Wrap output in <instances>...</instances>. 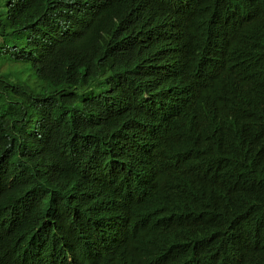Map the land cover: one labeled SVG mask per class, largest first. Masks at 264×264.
<instances>
[{"label":"trees","instance_id":"16d2710c","mask_svg":"<svg viewBox=\"0 0 264 264\" xmlns=\"http://www.w3.org/2000/svg\"><path fill=\"white\" fill-rule=\"evenodd\" d=\"M98 77L107 87L78 98ZM187 118L200 126L191 171L207 186L238 180L234 210L175 187ZM142 134L165 158L154 178L128 154ZM243 180L264 184V0H0V264L144 247L150 264H264ZM118 182L157 203L102 236L94 213Z\"/></svg>","mask_w":264,"mask_h":264},{"label":"clouds","instance_id":"9594fccd","mask_svg":"<svg viewBox=\"0 0 264 264\" xmlns=\"http://www.w3.org/2000/svg\"><path fill=\"white\" fill-rule=\"evenodd\" d=\"M96 78L95 81L84 89H76L75 92L80 98L82 95H97L101 88H106L105 83L101 84ZM97 90V92H95ZM89 91V93H88ZM154 120L161 125L165 122V117L159 108H154L152 112ZM199 124L191 119L180 120L176 126V138L173 145L172 164L179 167L175 169L172 165V177L174 185L184 195H194L196 191L212 197V210L215 213L218 208L234 210L237 206V182L231 183L216 182L202 185L198 181L196 171H191L193 163L198 162L189 148L198 143ZM116 134L125 136L126 131L123 127L116 129ZM128 154L137 165L139 173L148 178H154L163 173L165 168V158L159 155L155 147L151 144L145 135L134 136L130 140ZM249 187L252 195L251 202L248 205V218L250 222L260 229H264V184L259 182H249L243 180ZM151 199L157 203V197L150 188L142 190L135 189L127 182H118L114 186L112 195L105 201L101 209L94 213L95 225L102 236L114 233L113 224L106 220L114 222L117 214H120L124 220L132 216L142 215L140 213L139 202H146ZM146 247L135 252L123 251L118 253H109L106 251H95L91 258L80 256L77 264H150L146 258Z\"/></svg>","mask_w":264,"mask_h":264},{"label":"rangeland","instance_id":"374dc122","mask_svg":"<svg viewBox=\"0 0 264 264\" xmlns=\"http://www.w3.org/2000/svg\"><path fill=\"white\" fill-rule=\"evenodd\" d=\"M21 77L22 79H29L30 81L34 80L32 69H27L25 65L21 67ZM97 92V90L95 91ZM89 93V91H88Z\"/></svg>","mask_w":264,"mask_h":264},{"label":"bare ground","instance_id":"6f19581e","mask_svg":"<svg viewBox=\"0 0 264 264\" xmlns=\"http://www.w3.org/2000/svg\"><path fill=\"white\" fill-rule=\"evenodd\" d=\"M3 67H4V66H3ZM3 67H2V68H3Z\"/></svg>","mask_w":264,"mask_h":264}]
</instances>
